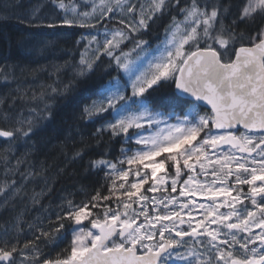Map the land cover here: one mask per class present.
<instances>
[{
	"label": "snow or ice",
	"instance_id": "snow-or-ice-1",
	"mask_svg": "<svg viewBox=\"0 0 264 264\" xmlns=\"http://www.w3.org/2000/svg\"><path fill=\"white\" fill-rule=\"evenodd\" d=\"M53 4L65 11L61 21L65 25L95 28L90 20L97 12V23L114 17L117 10L133 18L131 23L120 19L127 31L107 33L102 44L93 49L94 59L105 53L111 56L128 81H109L84 113L89 118L110 113L112 119L97 129V134L108 132L129 143L134 139L138 147L135 151L122 148L123 159L116 162L94 161V167L109 170L108 194L97 191L90 201L79 204L68 200L57 214V226L51 232L41 230L23 248L5 240L0 244V264H170L174 257L183 264H264V28L255 33L249 46L241 44L230 59L227 51L244 35L224 24L228 8L219 2L150 0L145 8L131 0H100L99 5H91V12H79L76 19L67 18L69 10L77 11L75 5L65 0H53ZM172 8L182 18L172 17L163 51L147 60L146 67L128 59L130 53L114 54L124 40L132 39L130 33L146 29L149 21ZM257 15L264 16V0H244L238 18L253 20ZM95 41L92 36L88 43ZM145 44L135 41L132 51L140 50L137 59L141 53L148 55ZM80 63L84 75L94 60L82 54ZM168 81L180 95L171 111L164 113L150 100L149 90ZM184 94L195 102L188 106V114L181 116L176 114V105ZM201 101L210 105L203 115ZM173 118L176 123H170ZM0 119L7 123L12 118L0 113ZM32 130V121L21 119L0 127V137H28ZM162 169L171 175V192L181 185L178 195L151 200L139 195L150 180L149 192L167 184L164 176L157 178ZM201 174L204 178L198 179ZM242 186H247V192ZM197 195L208 203L198 202ZM114 197V205L104 203ZM65 221L71 224L72 236L67 255L41 261L36 241L60 234ZM254 228L260 229L259 233H254Z\"/></svg>",
	"mask_w": 264,
	"mask_h": 264
},
{
	"label": "trees",
	"instance_id": "trees-1",
	"mask_svg": "<svg viewBox=\"0 0 264 264\" xmlns=\"http://www.w3.org/2000/svg\"><path fill=\"white\" fill-rule=\"evenodd\" d=\"M3 1L0 0V13L5 12L1 4ZM18 1H20L18 7L27 10L26 1ZM208 2H219L226 6L228 12L225 14L224 24L234 27L238 33L244 35L242 41L236 43L234 47L230 46L227 55H233L241 44L249 46L255 33L264 28V16L257 15L253 20L238 18L244 0H208ZM173 16L177 19L182 18L178 11L172 8L151 21L136 39L146 41L151 47L159 45L163 41L166 29L172 23ZM233 20L236 21L235 25L232 24ZM90 31V28L79 25L62 24L48 27L13 17L0 19V113H7L9 116L24 114L35 120L33 130L28 137L21 135L10 141L0 139V197L5 179L9 177L8 170L11 165H14L12 171L15 177L22 182L20 195L5 211V213L8 211L7 214L11 212L9 215L21 211L32 213L38 210L39 204L45 206L48 201V205L53 204L55 200L53 198L61 195H67L74 204L90 201L97 191L101 195H107L111 187L109 170L94 167L93 162L101 158L116 162L123 159L121 149H128L133 145L132 142L129 143L119 136L113 137L108 132L97 134V129L112 119L110 113L91 118L84 113L86 107L100 98L99 93L109 81L117 78L122 84L127 81L112 57L103 55L95 64L93 71L86 76L74 72V66L65 71H55L56 63L66 65V62L71 64L77 62L80 48L83 46L80 40L92 33ZM134 44L132 40L128 47ZM203 46L202 44L201 47ZM214 47L220 50L218 45ZM50 63L51 65L48 66ZM52 66H54L53 72ZM149 91L151 92L149 98L158 106L157 110L164 113L171 111L173 102L178 97L174 83L168 81L162 83V86H154V90ZM180 99L182 102L176 105V114L183 116L191 102ZM11 125L12 122L6 123L0 119V127ZM18 160L21 161L19 165ZM132 168L135 169L136 165H132ZM129 180L132 181L131 176ZM48 183H51L52 193L50 190L43 200L34 204L32 209H28L31 207L27 208L29 199L35 193L42 192ZM148 188L149 183L141 188L139 195L145 196ZM114 201L115 197L113 201L104 203L114 205ZM54 221V224L50 221L47 227H56L57 219Z\"/></svg>",
	"mask_w": 264,
	"mask_h": 264
},
{
	"label": "rangeland",
	"instance_id": "rangeland-1",
	"mask_svg": "<svg viewBox=\"0 0 264 264\" xmlns=\"http://www.w3.org/2000/svg\"><path fill=\"white\" fill-rule=\"evenodd\" d=\"M12 1H13V3L10 0H4L2 2V4L4 5V8H5V12L0 13V19L1 18H5V17H13V18H17V19H20V20H23V21L31 22V23H34V24H37V25H43V24L44 25H49L51 23L54 24V25H62L63 24L61 21L65 17L66 13H65L64 10H61L58 7H56L53 4V0H25L26 3L28 4L27 10H21L18 7L20 1H18V0H12ZM14 1H15V3H14ZM21 2H23V0ZM131 2L136 3V4H144L145 8H147L149 3H150V0H131ZM65 3H70V4L75 5L77 11L76 12H71L69 10V12L67 13V18L68 19H76L77 18V14L79 12H83V11L91 12V5L93 3L99 5L100 0H65ZM43 8H45V9H43ZM34 10H37L36 11V19L32 20V14H33ZM98 14H99L98 12L95 13L93 15V18L90 20L91 23L96 25L95 28L88 27V28H90V30H91L90 32H92V33L86 35L84 38H82L80 40V42L83 43V46L80 48L81 50H80L77 62L75 64H71V62L70 63L66 62V65H59L57 63V64H55V71H57V72L58 71H65V70H68L69 68H71L72 66H74L75 67L74 72H76L78 75H80V76L89 75L93 71L94 66L97 63V61L103 55L108 56L105 53V54H101L99 56V59H94L93 49L96 48L97 43L102 44V42L104 41L107 33H110V32L115 31L117 29L126 30L124 28V25H122V24H120L118 22L120 19H124L126 22H129V23H131L132 19H133L131 16H129V14L127 12L120 13L119 10H117V12L115 13L114 17L109 16L108 18L104 19L101 23H97L95 17L98 16ZM150 22L151 21H149L148 24H150ZM73 25H79V24H73ZM143 30L144 29H140L138 32L130 33L132 39L124 40L121 43L120 47L118 49H116L114 54L115 55H121V52L130 53V55L128 56V59L132 60L133 62H135L137 64L143 63L144 66L146 67L147 66V63H146L147 60L152 59L153 56H159L160 53L163 51L164 45H165V40H166V34H165V36L163 38V41L159 45H157L155 47H151L148 43L143 45V47L147 50L148 55L145 57L143 55V53H141L140 58L137 59V53L140 50L137 49L136 51H132V49L134 48L135 44L130 46V47H128V45L130 44V42L132 40L135 42L137 40L136 37ZM92 36L96 37V41L93 42L91 45H89L88 42H89V40H91ZM86 48L88 49L87 53H85V49ZM125 48H127V49H125ZM186 50H187V46H186ZM82 54H84L85 58L88 59L89 61H93L94 60V63H93V66H92L91 70L87 71L84 75H81V71H82V69L84 67L80 63ZM108 57H111V56H108ZM122 59H123V57H122ZM124 75L126 76L127 81H128L127 74L124 73ZM188 112H189V110L186 112V114H188ZM205 113L206 112H200L201 115H203ZM177 115H180V114H177ZM10 117L12 119H10L9 121L12 122V124H15V122L17 120H21V119L31 120L33 125L35 123L34 118H32L30 116H26L24 114H19L17 116H10ZM190 118H191V116H190ZM170 123H176L175 118H173L170 121ZM147 134L148 133H145V135H147ZM132 143H133V145L131 146V149H132V151H135L138 146L135 144L134 139H133ZM213 158H215V157L213 156ZM13 166L14 165H11L9 167V170H8V176L9 177H6L4 185H3V188H2V194H1V197H0V211L5 210L7 208V206L11 202H13L21 193V187L22 186L20 184L22 182L18 181L19 180L18 177H15V173L12 171V169H13L12 167ZM210 170L211 169H209V171ZM160 176H164L165 177V179L167 180V184L163 185L162 187L161 186H157V190L154 191V192L147 191L145 196H147L149 198V200H151L152 197H155L156 199H161V198L167 197V196H177L178 193H179L180 186H181L179 183L177 185V192H175V193L171 192L170 187H168V185H170V182H171L170 173L166 174L165 171L162 169L158 173V177L157 178H159ZM186 178H187L186 175L182 176L181 177V181L183 179H186ZM203 178L204 177H203L202 174L200 176H198V179H203ZM152 184H153V181L150 180L149 181V186L152 185ZM50 187H51L50 183H48L47 186L45 187V189L42 192L35 193L29 199L30 202L29 201L28 202L30 204L29 205L27 204L28 205L27 208L29 206L37 204L39 201L43 200L44 196L50 192V190H51ZM165 188H167V191L164 190ZM164 193H166V194H164ZM233 195H236V194H234V192H233ZM53 199H55V200H53L54 201L53 204H49L48 205L49 201L45 203V206L39 204L38 210L35 211L34 213L37 212V213H40V215L35 216L33 218V222L31 221L34 224L33 227H35V228H37V227L46 228L47 227L46 224L48 223V220H47L48 216H50L53 213H61L62 207L66 205V202L69 200V197L67 195H61V196L55 197ZM195 199L198 202L208 203L206 198L201 197L199 195H197L195 197ZM219 199L222 200L223 197H220ZM180 200H186V198L185 197H180ZM143 203H145V205L148 206V202L147 201H145ZM137 207H138V205L133 206V208H137ZM172 207H175V206H172ZM237 208L239 209L241 207H239V205H237ZM185 211H187V210H185ZM221 211H226V209H221ZM27 212L28 211L20 213V215L17 216L18 219L23 216L22 215L23 213L25 214ZM258 213L259 212H257V217H258ZM197 218H199V217H197ZM31 222H28L29 224L27 223V227L30 226V224H32ZM40 223H41V226H39ZM85 223L87 224V222H85ZM33 227H31V228H33ZM28 228H30V227H28ZM65 228L71 230L70 222L65 221ZM257 230H258V228H254L253 232L255 233ZM71 240H72V236H71ZM71 240H70V246H71Z\"/></svg>",
	"mask_w": 264,
	"mask_h": 264
},
{
	"label": "flooded vegetation",
	"instance_id": "flooded-vegetation-1",
	"mask_svg": "<svg viewBox=\"0 0 264 264\" xmlns=\"http://www.w3.org/2000/svg\"><path fill=\"white\" fill-rule=\"evenodd\" d=\"M227 58L234 59L235 55L234 54L233 55H227ZM191 104H192V102H191ZM199 111L200 112H208V111L201 109V107L199 108ZM242 187L244 188L245 192H247V190H248L247 186H242ZM234 194H236V192H234ZM257 200L259 201V198H257ZM245 204L248 205L250 208L253 207L249 204L248 200H245ZM8 207H9V205L7 206V208L5 210L0 211V221L4 218L3 221L0 222V227H1L0 228V244H2L5 240L8 241L9 243L19 242L18 247L23 248L24 243L28 242L29 240H34V238L36 236L40 235L41 230L51 232V230L53 229L50 227H46V228H40V227L35 228V227H33L34 226V224L32 223L33 218L35 216L40 215V213L27 212L25 214H22L23 216L21 218H19V220H18L17 217H15V216L20 215V213H17V214L14 213L11 215L5 213V211L8 209ZM239 207H241V205H239ZM6 214H7V216H6ZM57 214L58 213H53L50 216H48V218H47L48 223L47 224H50V221H53L52 224H54L55 223L54 220L57 219ZM3 215H5V216H3ZM258 217H259V213H258ZM141 219H143V217ZM5 221H7V223ZM3 222H5V223H3ZM23 222H25L26 224ZM28 222L32 223L29 226L30 228L27 227ZM1 223H2V225H1ZM47 224H46V226H47ZM39 226H41V223ZM31 227H33V228H31ZM5 229H7L6 234H5ZM259 231H260V229H258L255 233H259ZM27 232H29V233L27 234ZM185 239H187V238H185ZM70 240H71V230L66 229V228L62 229L60 234H54L53 236H49L47 238L41 237L40 240L36 241V244L38 245V247L40 249V253H41L40 254V260L42 261L45 258L55 259L58 256L62 258L63 256L67 255L66 250L70 249ZM181 251H184V250L181 249ZM25 252L29 256L32 255V253L28 250H25ZM170 264H183V262L174 257L173 260L170 261Z\"/></svg>",
	"mask_w": 264,
	"mask_h": 264
},
{
	"label": "bare ground",
	"instance_id": "bare-ground-1",
	"mask_svg": "<svg viewBox=\"0 0 264 264\" xmlns=\"http://www.w3.org/2000/svg\"><path fill=\"white\" fill-rule=\"evenodd\" d=\"M11 1H12V0H11ZM1 4H2V3H1ZM3 6H4V5H3ZM43 9H45V8H43ZM2 10H3V9H2ZM11 13H12V12H11ZM6 18H7V17H6ZM2 19H3V18H2ZM51 24H52V23H51ZM15 25H16V24H15ZM19 26H20V25H19ZM29 28H30V27H29ZM46 29H47V28H46ZM30 36H31V35H30ZM66 37H67V36H66ZM68 37H69V36H68ZM28 38H29V37H28ZM30 40H31V39H30ZM39 40H40V39H39ZM53 40H54V39H53ZM43 41H44V40H43ZM49 41H50V40H49ZM49 41H48V42H49ZM28 42H29V41H28ZM41 42H42V41H41ZM44 42H45V41H44ZM36 46H37V45H36ZM38 48H39V47H38ZM31 49H32V48H31ZM58 49H59V48H58ZM73 49H74V48H73ZM73 49H72V51H73ZM23 50H24V49H23ZM27 50H28V49H27ZM37 50H39V49H37ZM47 50H48V49H47ZM76 50H78V49H77V46H76ZM76 50H75V51H76ZM15 52H16V51H15ZM70 52H71V51H70ZM73 52H74V51H73ZM32 53H33V52H32ZM35 53H36V52H35ZM40 53H41V52H40ZM49 53H50V52H49ZM63 53H64V52H63ZM37 54L39 55V53H37ZM55 54H56V53H55ZM58 54H59V53H58ZM7 56H8V55H7ZM40 56H41V55H40ZM55 57H56V56H55ZM68 57H69V56H68ZM52 58H53V57H52ZM59 58H60V57H59ZM50 59H51V58H50ZM55 59H56V58H55ZM33 60H34V59H33ZM53 60H54V59H53ZM2 62H3V61H2ZM52 62H53V61H52ZM57 62H59V61H57ZM60 62H63V61H60ZM48 63H49V62H48ZM68 63H70V62H68ZM56 64H57V63H56ZM63 64H64V63H63ZM26 65H27V64H26ZM30 65H31V64H30ZM42 65H43V64H42ZM49 65H51V63L48 64V66H49ZM53 65H54V64H53ZM59 65H62V64H59ZM40 67H41V65H40ZM50 67H51V66H50ZM53 67H54V66H52V72H53V69H54ZM65 67H66V66H65ZM32 68H33V67H32ZM48 68H49V67H48ZM13 69H14V68H13ZM19 69H20V68H19ZM24 69H25V68H24ZM27 69H28V68H27ZM6 70H7V69H6ZM17 70H18V69H17ZM30 70H31V69H30ZM47 70H48V69H47ZM28 71H29V70H28ZM36 71H37V70H36ZM39 71H40V70H39ZM19 72H20V71H19ZM44 72L46 73L45 70H44ZM50 72H51V71H50ZM67 72H68V71H67ZM32 73H33V72H32ZM65 73H66V72H65ZM23 75H24V74H23ZM33 75H34V73H33ZM3 77H4V76H3ZM17 78H18V77H17ZM12 80H13V79H12ZM4 82H6V81H4ZM4 82H3V83H4ZM12 82H13V81H12ZM13 83H14V82H13ZM10 84H11V83H10ZM10 87H11V86H10ZM45 90H46V89H45ZM16 91H17V90H16ZM0 92H1V91H0ZM47 92H48V90H47ZM8 94H9V93H8ZM23 95H24V94H23ZM23 95H22V96H23ZM41 95H42V94H41ZM25 96H26V95H25ZM4 97H5V96H4ZM0 98H1V97H0ZM63 99H64V98H63ZM21 100H22V99H21ZM19 101H20V100H19ZM19 101H18V103H19ZM1 107H2V106H1ZM28 107H29V106H28ZM33 108H34V107H33ZM33 111H34V109H33ZM31 113H33V112H31ZM31 113H30V114H31ZM33 114H34V113H33ZM31 116H32V115H31ZM1 124H2V123H1ZM39 125H40V124H39ZM35 139H36V138H35ZM19 144H20V143H19ZM23 156H24V155H23ZM27 167H28V166H27ZM39 168H40V167H39ZM52 168H53V167H52ZM47 170H48V169H47ZM87 175H88V174H87ZM39 177H40V176H39ZM52 179H53V178H52ZM44 182H45V181H44ZM48 182H50V181H48ZM55 182H56V181H55ZM41 183H42V182H41ZM50 184H51V183H50ZM45 185H46V184H45ZM53 186H54V185H53ZM57 186H59V185H57ZM57 186H56V187H57ZM48 187H49V186H48ZM52 188L54 189V187H52ZM57 190H58V189H57ZM57 190H56V192H58ZM59 190H60V187H59ZM32 191H33V190H32ZM51 193H52V190H51ZM60 193H61V192H60ZM55 194H56V193H55ZM58 194H59V193H58ZM29 202H30V201H29ZM11 203H12V202H11ZM11 203H10V204H11ZM10 204H9V205H10ZM29 204H30V203H29ZM29 204H28V205H29ZM22 206H23V205H22ZM25 206H26V205H25ZM32 206H33V205H32ZM32 206L29 207V209H30V208L32 209ZM23 208H24V207H23ZM8 209H9V208H8ZM24 209H25V208H24ZM22 212H24V211H21V213H22ZM34 212H35V211H34ZM7 213H8V211H7ZM10 213H11V212H10ZM10 213H9V214H10ZM19 213H20V212H19ZM16 214H17V213H16ZM16 214H15V215H16ZM23 214H24V213H23ZM3 216H5V215H3ZM6 216H7V214H6ZM18 216H19V215H18ZM15 217H17V216H15ZM3 219H4V218H3ZM3 219H2L1 221H3ZM5 219H6V218H5ZM17 219H18V217H17ZM15 220H16V219H15ZM18 220H19V219H18ZM5 222L7 223V221H5ZM5 222H3V223H5ZM23 223H25V222H23ZM25 224H26V223H25ZM28 224H29V223H28ZM1 225H2V223H1ZM25 226H26V225H25ZM28 227H29V226H28ZM0 228H1V227H0ZM28 233H29V232H27V234H28ZM29 236H30V235H29ZM27 237H28V236H27ZM34 239H35V238H34ZM15 243H16V242H15ZM18 243H19V242H18Z\"/></svg>",
	"mask_w": 264,
	"mask_h": 264
},
{
	"label": "water",
	"instance_id": "water-1",
	"mask_svg": "<svg viewBox=\"0 0 264 264\" xmlns=\"http://www.w3.org/2000/svg\"><path fill=\"white\" fill-rule=\"evenodd\" d=\"M175 91H176L177 96H179V95H180V94H179V90H177V89L175 88ZM180 98H182V99H184V100H187V101H190V102H193V103L195 102V98L189 96L188 94H184V95L181 96ZM198 103H199V105H200V107H201L202 109H205V110L210 111V105H207L206 102L201 101V102H198ZM241 130H242V129H241ZM0 139H2V140H6V141H10L8 138H2V137H0Z\"/></svg>",
	"mask_w": 264,
	"mask_h": 264
}]
</instances>
